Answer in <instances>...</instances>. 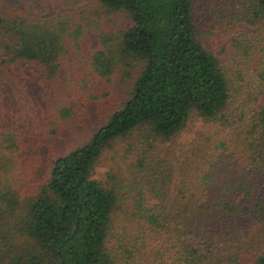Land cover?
I'll use <instances>...</instances> for the list:
<instances>
[{
  "label": "trees",
  "instance_id": "16d2710c",
  "mask_svg": "<svg viewBox=\"0 0 264 264\" xmlns=\"http://www.w3.org/2000/svg\"><path fill=\"white\" fill-rule=\"evenodd\" d=\"M97 1L131 23L79 69L64 27L0 19L2 76L21 60L50 79L72 66L68 95L34 107L28 125L58 136L87 104L98 114L44 159L4 153L19 145L0 116V264H264V0ZM129 57L127 94L109 102L114 66ZM193 116L215 130L193 151L200 171L175 175L155 143ZM122 139L133 152L127 184L95 175Z\"/></svg>",
  "mask_w": 264,
  "mask_h": 264
},
{
  "label": "rangeland",
  "instance_id": "374dc122",
  "mask_svg": "<svg viewBox=\"0 0 264 264\" xmlns=\"http://www.w3.org/2000/svg\"><path fill=\"white\" fill-rule=\"evenodd\" d=\"M1 17L8 21L6 28L14 21L26 18H34L36 21L48 20L54 27H64V34L69 32L70 39L77 40L70 50L80 57V62L73 67L75 69L84 66V57L92 51L100 47L113 48L120 30L131 23L126 11L108 8L97 0H0V19ZM5 32L4 28L3 33ZM65 55L71 53L67 52ZM134 61L131 57L120 59L114 66L112 79L108 82L109 102L127 94L137 68ZM19 65L21 69L17 74L6 76L1 75L0 66L1 130L3 123L12 118L13 126L17 130L13 136L19 145L13 153L9 150H5L4 153L14 157L25 155L24 158L27 159L31 156L30 153L38 150L44 159L53 149L60 146L63 140L79 138L91 130L98 121V114L92 104H87L84 106L83 114L78 117L80 122L72 120L68 123L67 120L60 135L43 136L41 128L28 125L27 122H32L33 118L30 116L37 114L34 107L38 110L40 104L45 105L44 101L61 102L62 98L68 95L69 89L67 90L65 78L69 74L68 66L70 68L72 66L66 64L60 67L56 77L50 79L44 76L45 72L40 66L22 60ZM71 100L68 101L73 104L74 101ZM214 130L215 127L206 124L202 118L190 117L172 139L156 141V154L164 158L167 165L173 167L175 175L186 173L192 177L202 167L199 157L194 156L193 151L195 149L198 152L197 147H200L207 134L213 133ZM126 139L103 151L96 166V176L103 177L106 171L112 170L125 184L133 180V176L130 175L133 152L125 150Z\"/></svg>",
  "mask_w": 264,
  "mask_h": 264
}]
</instances>
